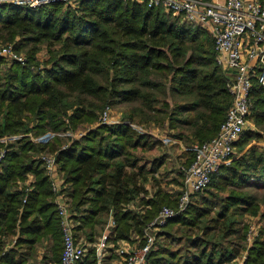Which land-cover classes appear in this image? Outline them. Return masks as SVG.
Here are the masks:
<instances>
[{
    "label": "trees",
    "instance_id": "16d2710c",
    "mask_svg": "<svg viewBox=\"0 0 264 264\" xmlns=\"http://www.w3.org/2000/svg\"><path fill=\"white\" fill-rule=\"evenodd\" d=\"M62 6L0 5V40L25 54V62L8 59L7 65V58L0 57V138L25 133L10 143L0 141V264H27L42 237L52 238L51 261L60 262L63 236L56 195L38 155L56 156L77 238L84 232L92 241L96 226L111 215L115 225L108 241L135 236L143 245L148 223L163 205L176 203L184 174L179 171L181 178L173 179L181 185L174 201L161 186L168 171L156 177L166 155H146L161 139L134 124L166 126L172 138L191 147L218 132L232 101L229 73L217 63L213 37L202 26L135 1L80 0L76 10ZM42 44L45 60L37 55ZM252 82L248 118L264 126V85L256 77ZM114 105L122 107L120 122L93 124L62 146L58 133L96 121L98 113ZM47 132L54 133L48 141L28 135ZM263 136L260 129L244 128L235 143L241 154L222 164L184 209L161 224L165 230L174 225L198 229L186 236L193 250L153 248L154 242L143 264H223L238 256L239 243L226 247L212 238H243L245 213L260 214L264 221L254 192L264 189V145L248 143ZM184 154L186 167L194 151ZM148 179L155 186L151 195ZM134 201L138 209L128 207ZM261 233L242 264H264V225Z\"/></svg>",
    "mask_w": 264,
    "mask_h": 264
},
{
    "label": "built area",
    "instance_id": "2783aa9c",
    "mask_svg": "<svg viewBox=\"0 0 264 264\" xmlns=\"http://www.w3.org/2000/svg\"><path fill=\"white\" fill-rule=\"evenodd\" d=\"M80 0H0L1 4H16L36 7L50 3H61L74 7ZM145 4L147 7H162L205 28L213 37L216 61L229 73L226 82L232 101L225 113L218 132L208 140L195 143L194 157L183 167L182 191L177 206L172 209L163 205L144 231V243L137 249L126 241L123 248H116L123 256L122 264H143L146 254L155 242L153 228H158L177 211L184 209L193 193L203 190L211 176L226 163L234 151L235 143L248 122L251 112L250 90L254 77L264 85V3L259 0H124ZM0 57L25 62V55L16 52L11 43L0 46ZM100 122L110 123L107 108L101 113ZM71 136V132H67ZM84 133V132H83ZM82 132L76 136H81ZM1 155L3 152L0 153ZM40 158L51 179V189L56 195L57 212L63 236V248L59 264H78L90 248L75 236L74 212L70 209L69 197L63 187L54 153L43 152ZM115 221L110 215L105 225L106 237L94 244L96 260H102L107 249V237ZM125 241V240H124Z\"/></svg>",
    "mask_w": 264,
    "mask_h": 264
},
{
    "label": "rangeland",
    "instance_id": "374dc122",
    "mask_svg": "<svg viewBox=\"0 0 264 264\" xmlns=\"http://www.w3.org/2000/svg\"><path fill=\"white\" fill-rule=\"evenodd\" d=\"M63 9H77V4L74 7H67L65 5L62 6ZM8 43L11 42H5V41H1L0 40V46L2 45H6ZM12 44V43H11ZM22 55L24 54V51L21 52ZM47 47L45 44L41 45L40 51L38 52V58L40 60H45L48 56H47ZM10 61L8 59L5 60V65H7V63H9ZM107 111H108V117H109V122L110 123H115V122H120L122 119V107L120 105H114V106H107ZM252 110V109H251ZM102 114L98 113V117L96 119V121L93 122H82L75 131H71V136H68V134H65L64 132H60L58 133L60 136H63V144L62 146H66L69 144V142L73 139V138H78L76 136L77 133L80 132H87L89 128L92 127V125H99L101 124L100 122V116ZM96 123V124H95ZM109 124V123H106ZM134 126L137 129H141V131L143 132H148L150 134H152L154 137L161 139L162 144L158 145L154 150L150 151V152H146V155L149 156H153V155H158V154H165L166 158L164 163L162 164V166L160 167L156 177L161 178L162 175L160 174L166 173L168 171V173H166V175H164L163 179H162V183L161 186L168 191V193L171 195L170 199L175 201V191L178 189H181V185L178 183L174 182V178H178L179 176V171H183V167L185 165L184 162H186L185 160L187 159L186 155L184 154V150H193L192 146H185V144L180 140V139H176V138H172L170 136V130L168 127L163 126V127H153V128H147V127H141V126H137L134 124ZM245 128H250L252 130H261L263 132L264 135V126H257L256 124H254L253 120L248 118V122L246 124ZM70 131V130H69ZM52 133V132H50ZM24 134H11V135H5L3 137L0 138V141L4 142V143H10L12 141H15L19 138H21L22 136H24ZM29 137L33 140H36V136H32L31 133H28ZM54 135V133H53ZM52 135V136H53ZM51 136V137H52ZM48 138L47 140L44 141H48L52 138ZM248 143L252 144V143H258L261 145H264V136L263 139L256 142L254 140H250ZM249 144V145H250ZM248 145V144H247ZM238 147L234 148L233 153L231 154V156L229 157V159L227 160L226 163H229L233 157L241 154V152H238ZM3 152V150H2ZM49 153V152H48ZM239 153V154H238ZM38 157L40 158L41 156L38 155ZM41 159V158H40ZM60 173V171L58 172ZM61 174V173H60ZM184 174V172H183ZM29 180L32 179L31 174L28 175ZM181 177H179L178 179H180ZM170 181V182H169ZM168 182V183H167ZM145 186L146 188H148L149 190V195H151V193L153 192V189L155 186H153L152 180L148 179V181L145 182ZM214 193L216 194H222L224 193V191H220V190H216L214 188H211ZM254 189H250L249 191H253ZM255 193L258 194L259 197V201H260V207L263 210L264 208V189H260V190H254ZM177 199V198H176ZM177 205V201L176 203L174 202V204H170L168 206H170L172 209L175 210ZM129 208L132 209H138V205L137 202H131L128 205ZM108 217L106 218L107 221ZM107 222L100 224L98 226H96V231L95 234L92 236V241H97V239L103 234V230H104V226ZM245 224V232H243L244 237L239 239L236 238L235 236H229V238H219V237H214L212 238L214 243H220L222 246H229L232 245L234 243H239L240 245V253L238 254V256L234 259H232L229 262H224L223 264H242L243 263V258L245 257V253L247 251V248L249 245H251L254 240L257 237L262 236L261 234V229L264 225V221L261 218L260 214L257 215H252L250 213H245L244 215H242V221H241V225ZM154 233H156V241L155 244L153 246V248H158L159 245H165L167 247L173 248V249H178L179 251H181V253H185L186 249H190L193 250L192 247H190V244L187 243V238L186 236H194L195 233H199L198 229L195 228H189L185 231L184 227H180L179 225H174V226H168L165 230V227L163 228L162 225H160V228H153L152 229ZM242 230V231H243ZM168 231V232H165ZM159 232V233H158ZM162 233V234H161ZM242 233V232H240ZM111 234V233H110ZM81 239L84 242H89L90 240L87 239V236L85 235L84 232H81L80 235ZM110 235H108V239H109ZM139 240L136 239V237L134 236L132 239L128 240L127 242H129L130 247H132L134 250L137 249L140 244L138 242ZM110 242V241H109ZM53 243L52 238H50L49 240L46 237H42L40 239V242L37 244L35 251L33 253V255L29 258L27 264H46L49 262V260L51 261V257L53 255V251L52 249H49L48 246H51V244ZM7 245H12L13 247L15 246V244L12 243V241L8 240L7 241ZM123 248V243L120 241H114V242H110V248L106 249V255L108 256L107 259H104V261L106 260V263L109 264H122L123 262V256L121 255L120 252L116 251V248ZM190 247V248H189ZM115 248V250H114ZM49 249V250H48ZM188 250V251H190ZM103 259V258H102ZM85 262L87 260H84ZM49 264H55V262L51 261V263Z\"/></svg>",
    "mask_w": 264,
    "mask_h": 264
},
{
    "label": "crops",
    "instance_id": "0c3cea01",
    "mask_svg": "<svg viewBox=\"0 0 264 264\" xmlns=\"http://www.w3.org/2000/svg\"><path fill=\"white\" fill-rule=\"evenodd\" d=\"M212 1H222V0H212ZM65 134H68V133L65 132ZM52 135H53V133L47 132V133H45V134H43V135H41V136L36 137V140L44 141V140H47L48 138H50ZM108 218H109V217H108ZM107 221H108V219H107ZM107 221H106V222H107ZM105 225H106V224H105ZM104 228H105V226H104ZM106 235H107V231H105V229H104V230H103V234L97 239V241L100 240L102 237H103V238L106 237ZM97 241H89V243H91V244H90V248H89V250L87 251L86 256H85L82 260H80V262H79L78 264H93V263L90 262V261H91V258H92V257H90V255H92V252L94 251L93 256L96 257V253H95V249H94V244H96ZM121 242H122V243H126V241H124V240H121ZM128 243H129V242H128ZM107 244H110V242L107 241ZM109 248H110V246L107 245V249H109ZM114 250H115V248H114ZM87 258H89V262H88V259H87ZM107 258H108V256L106 255V252H105V253H104V256H103V259L100 260V261L96 260V263H95V264H109V263H106V260L104 261V259H107ZM84 260H87V261L85 262ZM49 263H51L50 260H49V262L46 263V264H49ZM44 264H45V263H44ZM55 264H58V263L55 262Z\"/></svg>",
    "mask_w": 264,
    "mask_h": 264
}]
</instances>
